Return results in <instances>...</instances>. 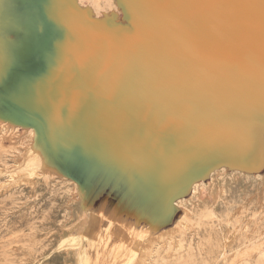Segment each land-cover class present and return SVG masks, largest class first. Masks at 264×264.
Here are the masks:
<instances>
[{
  "label": "rangeland",
  "instance_id": "obj_1",
  "mask_svg": "<svg viewBox=\"0 0 264 264\" xmlns=\"http://www.w3.org/2000/svg\"><path fill=\"white\" fill-rule=\"evenodd\" d=\"M98 1L0 0V79L19 99L0 97V190L24 169L44 187L0 193V264L66 248L77 264H136L132 235L156 249L196 229L173 199L212 174L224 230H264V0ZM69 197L83 215L61 225Z\"/></svg>",
  "mask_w": 264,
  "mask_h": 264
},
{
  "label": "bare ground",
  "instance_id": "obj_2",
  "mask_svg": "<svg viewBox=\"0 0 264 264\" xmlns=\"http://www.w3.org/2000/svg\"><path fill=\"white\" fill-rule=\"evenodd\" d=\"M91 1H92L93 6L96 7L98 5V2H99L98 0H91ZM7 8H8L7 5L3 4L2 11H5ZM4 20H6V18L3 17V12H0V21L4 22ZM220 30H222V29H220ZM215 34H216V32H215ZM208 35H209V33H208ZM3 44L5 45V43H3ZM16 52H17V50H16ZM12 59L13 58H11V60ZM179 64H180V62H179ZM181 66H184V65H181ZM7 82H8V80H7ZM8 83H10V82H8ZM144 83H145V81H144ZM19 88H17V89H19ZM14 90H16V89H14ZM14 95L12 94L11 90L9 89V85L5 82V80L0 79V97H2V100H4L8 104L14 106V105H16L15 102L18 99V98L15 99L16 97ZM18 96H19V93H18ZM13 122H15V121H13ZM18 125L19 124L14 125V126H18ZM29 128H30V126H29ZM33 131H35V130H33ZM29 135H30V133L26 132L23 136L26 138H29ZM29 144H31V143H29ZM44 144H45V142H44ZM13 160H15V159H13ZM44 162H46V160H44ZM14 163L17 166L20 165V161L19 162L14 161ZM44 164H46V163H44ZM7 166H9V165H7ZM219 166H220L219 170L222 171V175L226 174L225 173L226 165L224 164V162H221L219 164ZM22 168L23 167H21V169ZM28 168H30V167H28ZM231 172H233V171L231 170ZM231 172L227 175V177H224V175H223V176H221V178H219L220 179L219 180L220 181V190L224 194H225V192L227 193L228 191H230V189L228 190V185L230 183H232V181L234 182L233 173H231ZM235 172L237 173V170ZM38 174L40 176L42 173L40 174V172L39 173L38 172H32L31 170H27V169H24L23 172H17V173H15V176L12 177V181L8 182L5 187L1 188L0 193H4L6 196H10V195H13L14 192H17V193H20L21 195H23L24 197H27V198L34 197L35 198L44 189V187H42L41 179L38 178L39 176L38 177L36 176ZM257 175H258V173H257ZM211 176L212 177L210 180H205V179L201 180L200 179L199 181L197 180L196 182L192 183L190 186V189H189V195L187 197L177 196V198H175L173 200L175 205H177V207L179 209H181L185 214L194 215L195 220H194L193 224L196 226V229H193L189 225L188 226L186 225L185 230L182 232V233L185 232V236L180 232V230L178 228H175L173 230H167V232H164V234L160 233L158 235V237L156 238V240L160 241V243L163 242L164 244L163 245H161V244L157 245L155 247L156 249H151L147 246L146 247L141 246L140 241H141V238H143V237L136 239V236L132 235L131 241L133 242L134 240H137L139 242V243H137V241H135L136 244L134 245V249H135L136 254H137V263L136 264H225L229 260H231L233 257H237V256H239V260L236 262V264H263L264 252H260L258 257H253V258H250L251 256L250 257L241 256V253L244 252L246 249L252 247L254 244H257V243L263 241L264 240V230L255 229L254 235L251 237H246L244 234H241V232L238 233V229H236L234 227H232L228 231L224 230V224H226V222L228 223V220L230 219V213H228L227 209L224 211L221 209V207H220V205L216 199L218 189L215 185L214 175L212 174ZM9 177H10V175H9ZM238 177H239V175H238ZM243 180L245 181V179H243ZM259 181L260 182L262 181V183H263L264 177L261 178V180H259ZM253 182L255 184L257 181L256 182L253 181ZM253 182H251V183H253ZM57 184H58L57 181L53 180L50 183V187H51L50 191H52L57 186ZM244 184H245V182H244ZM246 184H247V182H246ZM258 186H260V185H258ZM57 187H60V186H57ZM257 191H258V189H257ZM255 192H254V194H255ZM71 194H72V196H75V195H73V192H71ZM261 199H262V201L264 200V198H261ZM247 200H248V198H247ZM56 201H54V202H56ZM58 201H59V199H58ZM61 202L64 204V207L62 209V219L59 221V223L61 225H65V224L70 223L72 220L79 219L80 214H81L80 201L75 200L74 197H69L63 201L61 200ZM61 202L58 204H62ZM71 204H74L73 207L69 206ZM83 207H84V205H83ZM81 215H83V214H81ZM54 216H56V215H54ZM207 218H209V219H207ZM58 219H60V217ZM83 223H85V222L83 221ZM79 225H80V223H79ZM64 228H65V226H64ZM77 228H79V227H77ZM73 230L74 229H72L71 231H73ZM71 231H69V233ZM54 232H56V230ZM61 233H62V231H61ZM66 233H68V231ZM197 236H199V238ZM147 245H149V244H147ZM72 254H73V252H72ZM68 255H70V252H69V249L66 248L62 252L59 251L55 257L52 255L47 260L41 261L39 264H77V261L71 262V260L68 259ZM35 261H38V260H35Z\"/></svg>",
  "mask_w": 264,
  "mask_h": 264
},
{
  "label": "crops",
  "instance_id": "obj_3",
  "mask_svg": "<svg viewBox=\"0 0 264 264\" xmlns=\"http://www.w3.org/2000/svg\"><path fill=\"white\" fill-rule=\"evenodd\" d=\"M222 162H223V161H222ZM193 182H195V181H193ZM193 182H192V183H193ZM192 183H191V184H192ZM191 184H190V186H191ZM178 196H179V195H178ZM175 198H177V196H176ZM175 198H174V199H175ZM174 199H173V200H174Z\"/></svg>",
  "mask_w": 264,
  "mask_h": 264
}]
</instances>
